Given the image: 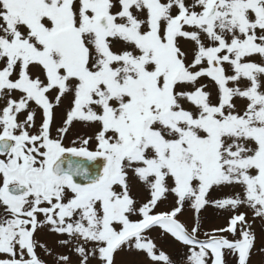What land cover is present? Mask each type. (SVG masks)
Segmentation results:
<instances>
[{
	"label": "snow or ice",
	"instance_id": "snow-or-ice-1",
	"mask_svg": "<svg viewBox=\"0 0 264 264\" xmlns=\"http://www.w3.org/2000/svg\"><path fill=\"white\" fill-rule=\"evenodd\" d=\"M255 55L264 58V0H0V264H45L34 239L42 226L67 237L58 243L78 264H115L126 244L172 264L144 235L154 226L188 246L187 264H226V254L249 264L246 213L203 240L198 222L189 231L177 217L186 201L199 213L214 186L240 185L243 198L212 203L264 219V61ZM75 122L93 134L66 144ZM70 157L102 166L91 174ZM129 171L151 190L139 207ZM168 192L176 206L154 212Z\"/></svg>",
	"mask_w": 264,
	"mask_h": 264
},
{
	"label": "rangeland",
	"instance_id": "rangeland-1",
	"mask_svg": "<svg viewBox=\"0 0 264 264\" xmlns=\"http://www.w3.org/2000/svg\"><path fill=\"white\" fill-rule=\"evenodd\" d=\"M186 3H189L186 1ZM199 10V9H197ZM182 47L188 51L189 57L191 56V50L193 45L189 41H180ZM119 43H117V47H119ZM251 61L260 63L264 61V58L255 55L250 58ZM228 74H232L231 70L228 69V66L225 65ZM32 71L34 73L39 74L40 69L33 68ZM261 90L264 91V77H261ZM202 83H207L209 85L208 91L212 94V100L215 102L216 100V86L211 81L204 79L201 81ZM250 84L247 80H242L240 86H248ZM229 86H233L230 82ZM20 94L18 92L13 93V96H19ZM71 97V94L67 95L65 98H63V102L68 101L66 98ZM69 103V102H68ZM234 103L236 104L237 108L240 110H243L247 104V101L245 99L241 98H234ZM5 104V98H0V108H2ZM63 107L56 108L55 109V121L53 125V131L55 128L59 127L62 124L63 119L65 118L66 108L68 105L66 103H62ZM186 107H193L191 105H185ZM32 107H35L33 104ZM25 114H21L19 116L20 120L24 119ZM40 117L39 114L37 115V126L39 125ZM56 125H59L56 127ZM73 133L79 134L80 128L77 124H75L72 128ZM94 131V128L91 126H87L85 130V135H92ZM71 132V130H70ZM72 140V139H71ZM129 183L131 188V195L133 196L134 200L136 201L137 207L141 206L143 203H146L151 198V190L149 186L142 181H140L134 173L129 171ZM169 186H171L172 181H168ZM239 193L241 197L243 198V188L240 185H231V186H214L211 188L206 196V199L210 202L209 204L205 205L203 209L200 210L199 213H196V211L191 206V201H186L182 212L178 215L177 219H179L182 223L185 224L186 228H188L189 231H191V228L194 226L195 223L200 224V230L198 233L199 239L203 240L205 239V233H211L213 229L217 228H223L226 227L229 218L234 215L238 214V212H244L246 213V219L248 222L252 225V231L255 234V245L252 249L249 264H264V251H261L264 249V219L256 217L254 215L253 209L248 207L247 205H241L237 210L233 211L230 208H219L216 207L213 201L223 199L226 197L234 196L235 194ZM176 200L177 197L174 193L168 192L165 194L164 197L161 198L160 201H158L157 207L154 209V212L159 211H168L171 210V208L176 206ZM39 218V217H38ZM132 219H139L138 215L131 217ZM144 235L151 239L154 244L156 245V252L157 254L159 251L165 252L170 260L172 261V264H187L186 260V253L188 252V246L183 244L180 241L176 240L175 238H171L169 234L165 233L163 229H161L159 226H154L151 229L147 230ZM232 237L229 236V239ZM34 239L39 240L43 239L46 246L51 250H45L44 248L40 247L44 253L42 252L38 253L37 255L41 258L44 256L45 258L52 259L56 258L57 255L65 254L70 255L71 258V264H78L79 257L74 253L70 252L68 248L61 247L59 245V241L62 239H67L66 236H60L56 233L53 234L52 231H50L49 227L43 226L40 228L35 234ZM55 241V242H54ZM53 243H54V250L53 249ZM40 245L44 246V244L40 243ZM0 257L7 258L5 256L0 255ZM115 264H155L143 251L136 250L134 248V245L132 247H129V245H124L120 250H118L115 253ZM225 262L226 264H238V255L235 254H226L225 255ZM48 264H54V260H51L49 262H45ZM91 264H100L98 259H94L91 261ZM160 264H164L163 261L160 262Z\"/></svg>",
	"mask_w": 264,
	"mask_h": 264
},
{
	"label": "flooded vegetation",
	"instance_id": "flooded-vegetation-1",
	"mask_svg": "<svg viewBox=\"0 0 264 264\" xmlns=\"http://www.w3.org/2000/svg\"><path fill=\"white\" fill-rule=\"evenodd\" d=\"M186 1H188L189 3L188 4H191L192 3V0H186ZM0 98H2V97H0ZM68 101H66V102H63L62 101V103H66L67 105H68V107L66 108V106L64 105V107H65V109H69V107H70V105H71V97H69V98H66ZM69 102V103H68ZM59 107H61V109H62V107H63V104H61ZM59 107H57V108H59ZM75 124H77L78 126H79V128H80V133L79 134H75V133H73V131H72V128H73V126L75 125ZM74 125L72 126V128H71V132H69V134H68V137H67V139L65 140V143L66 144H70V141H71V139H74V138H76L77 136H87V135H85V130H86V128H87V126L88 125H86V124H84V123H82V122H75L74 123ZM57 126H59V125H56V127ZM61 126V125H60ZM53 135H55V130L53 131ZM39 219H41V220H43V215L41 214V215H39ZM43 227V226H42ZM42 227H38V229H37V231L40 229V228H42ZM36 231V232H37ZM53 234H54V232H53ZM36 242H37V248H36V252H38V253H40V252H42V254L44 253V251H42V250H40L41 248V245H40V243H42V244H44V247H42V248H44L45 250H51V249H49L47 246H46V244L44 243V240L43 239H39V240H35ZM55 242V241H54ZM53 249L52 250H54L55 248H54V243H53ZM41 254V253H40ZM0 258H3V257H0ZM40 259H42V260H44L45 262H49V261H51V260H55V258H53L52 257V259H49V258H45L44 256H42ZM45 264H48V263H45Z\"/></svg>",
	"mask_w": 264,
	"mask_h": 264
},
{
	"label": "water",
	"instance_id": "water-1",
	"mask_svg": "<svg viewBox=\"0 0 264 264\" xmlns=\"http://www.w3.org/2000/svg\"><path fill=\"white\" fill-rule=\"evenodd\" d=\"M74 164H80L82 168H88L91 174L101 168L102 164L100 161H88L86 158L70 157ZM66 166V165H65ZM78 182H83V177H76Z\"/></svg>",
	"mask_w": 264,
	"mask_h": 264
}]
</instances>
